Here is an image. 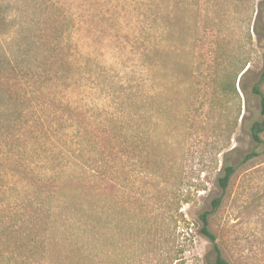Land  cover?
<instances>
[{"label":"rangeland","instance_id":"rangeland-1","mask_svg":"<svg viewBox=\"0 0 264 264\" xmlns=\"http://www.w3.org/2000/svg\"><path fill=\"white\" fill-rule=\"evenodd\" d=\"M178 4L177 35L170 39L177 40L180 54L179 100L169 102L167 91L154 105L164 103L165 113L154 115L144 97L150 84L146 51L162 24L152 0H0V58L31 62L41 54L32 41L49 8L61 23L60 51L76 63L68 79L47 83L39 95L45 127L52 129L49 139L28 145L17 159L34 172L33 179L61 183L44 214L50 221L49 248L32 264H216L199 215L211 211L217 198L220 206L208 222L222 259L264 264V150L242 162L255 148L247 128L259 118L251 87L264 65V0ZM216 47L222 64L215 76L228 81V93L216 98L205 129L185 133L179 128L185 104L211 97L200 90L207 73L204 60H211ZM241 59L248 60L249 71L244 90L236 79V94L231 83ZM82 110L94 121L113 119L123 126L127 119L129 135L151 134L146 160L137 161L136 147L126 155L115 147L114 187H102L96 197L82 190L83 179H96L94 165L71 129L70 116ZM229 117L237 119L233 133L226 130ZM227 165L235 172L223 192L217 179ZM4 166L9 172L14 165L5 161ZM16 179L27 178L16 174Z\"/></svg>","mask_w":264,"mask_h":264},{"label":"trees","instance_id":"trees-1","mask_svg":"<svg viewBox=\"0 0 264 264\" xmlns=\"http://www.w3.org/2000/svg\"><path fill=\"white\" fill-rule=\"evenodd\" d=\"M152 1L157 4L158 12H160L158 18L160 17L162 24L159 25L155 42L151 43L146 51L145 69L147 77L150 78V84L144 97L145 101L151 104L150 111L154 115H162L166 111L164 103L155 109L154 105L162 101L167 91L170 96L169 102L174 104L176 99L179 100L180 54L177 40L170 39L171 36L177 35L179 4L178 0ZM43 16H46L48 20L43 22L42 28L32 41L41 54L34 56L31 62L26 57H23L24 60L20 62L5 56L0 58V264H18L21 261L24 264H32L37 258L44 256L49 248L48 231L50 229V221L44 214L47 210L50 211L47 205L53 202L55 199L53 196L59 191L61 184L56 179H33L34 172L30 171L28 166L22 164V168L17 163L22 149H26L28 145L40 146L49 139L48 135L52 129L45 127L47 120L41 115L44 112V104L39 95L43 88L49 82L68 79L73 66H76V63L74 64L60 51L61 23L57 15L46 8ZM255 19L253 31L258 34L257 18ZM3 21L4 16L0 10V26ZM219 51L216 47L211 50V60H204L207 73L203 78L204 86L200 91L203 95L210 93L211 99L205 98L201 102L190 101L185 104L182 125L179 127L185 133L193 134L198 129H205L202 127L203 121L216 107L215 102H219L216 98L220 95L226 96L228 93V81L221 83L215 76V71L222 64ZM242 56H249V54L242 52ZM239 64L241 65L237 75L231 83V89L235 93L236 79L238 78L237 83L244 90L243 77L249 71L248 60L242 63L241 59ZM188 66L191 69L192 61ZM157 80L159 84L162 83V88L159 87L160 85L157 87ZM263 88L264 65L259 80L251 87V94L258 99L259 103V118L251 122L247 128L255 148L244 156L243 163L259 157L260 153L256 151L257 149L264 150ZM73 115V117L70 116L71 129L79 136L82 151L88 154V162L94 165L92 174L96 179L82 180V190L90 195L97 194L102 187L113 189L112 168L115 166L116 146L120 147L124 155L131 152V148L136 147L140 152L137 161L138 159L146 160L144 152L151 139L148 131L143 137L129 135L127 119L122 126L113 119L105 122L94 121L83 110L82 113L74 111ZM196 118L203 120L196 121ZM241 121H246V115L243 114ZM206 124H209V121ZM226 125V130L233 133L237 119L229 117ZM5 161H10L14 165L9 172L4 169ZM234 172L235 168L227 165L223 168L222 175L218 177L217 183L223 192L227 189ZM16 174H23L27 179L13 181ZM220 202V198L214 199L212 210L199 215L200 232L212 246L215 263L229 264L222 259L216 236L209 230L208 217L220 206ZM29 261L31 263H28Z\"/></svg>","mask_w":264,"mask_h":264}]
</instances>
